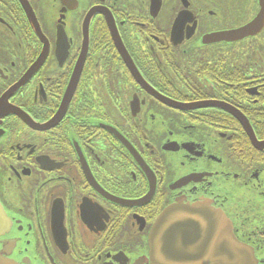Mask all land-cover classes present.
Here are the masks:
<instances>
[{"label": "flooded vegetation", "instance_id": "obj_1", "mask_svg": "<svg viewBox=\"0 0 264 264\" xmlns=\"http://www.w3.org/2000/svg\"><path fill=\"white\" fill-rule=\"evenodd\" d=\"M176 201L264 264V0H0V264H152Z\"/></svg>", "mask_w": 264, "mask_h": 264}, {"label": "water", "instance_id": "obj_2", "mask_svg": "<svg viewBox=\"0 0 264 264\" xmlns=\"http://www.w3.org/2000/svg\"><path fill=\"white\" fill-rule=\"evenodd\" d=\"M204 214H207V219L201 217ZM5 221H9L8 217L5 218ZM153 225L150 244L152 264H250L254 262L247 257L244 258L247 255L246 248L234 239L230 220L218 209H211L203 203L188 206L176 201L159 214ZM161 225H168L167 231L173 230L175 225H188L189 230H194L199 225H229L228 242L225 243L228 252L225 253V258L222 261L220 258H215L217 249L219 252L221 248L220 243L218 245L214 242L211 243L208 241V237L203 236V241L200 238V243L192 234L186 235V238L180 236L178 241L176 238L173 241L172 237L169 241V234H167L166 245L176 249L166 251L164 259L161 258V254L160 257H157L158 233ZM182 228L184 229V227ZM176 229H178L177 226ZM204 229H206L205 226Z\"/></svg>", "mask_w": 264, "mask_h": 264}]
</instances>
